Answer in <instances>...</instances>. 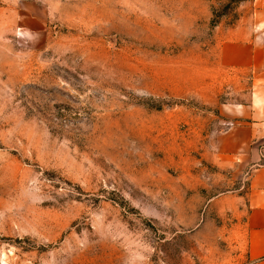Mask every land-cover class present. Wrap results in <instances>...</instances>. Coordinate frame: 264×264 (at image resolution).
Masks as SVG:
<instances>
[{
	"label": "rangeland",
	"instance_id": "1",
	"mask_svg": "<svg viewBox=\"0 0 264 264\" xmlns=\"http://www.w3.org/2000/svg\"><path fill=\"white\" fill-rule=\"evenodd\" d=\"M250 3L0 0V264L244 263L249 170L208 158L264 84Z\"/></svg>",
	"mask_w": 264,
	"mask_h": 264
},
{
	"label": "crops",
	"instance_id": "2",
	"mask_svg": "<svg viewBox=\"0 0 264 264\" xmlns=\"http://www.w3.org/2000/svg\"><path fill=\"white\" fill-rule=\"evenodd\" d=\"M249 9L256 16L255 24L263 25L264 0H251ZM247 61L255 64L264 59L254 53L253 58ZM244 113L247 117L245 122L217 136L215 151L211 152L208 161L236 177L249 170L246 191L238 200L239 205L245 202V208L236 210V216L241 218L239 224L244 244L240 255L244 259L242 264H264V165H256L264 145V84L258 87L257 97L250 102L248 114L246 109Z\"/></svg>",
	"mask_w": 264,
	"mask_h": 264
}]
</instances>
